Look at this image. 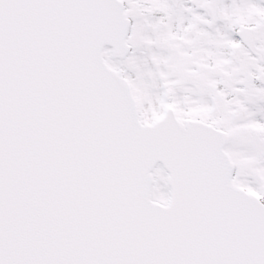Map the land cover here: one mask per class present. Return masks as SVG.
Here are the masks:
<instances>
[{
  "label": "snow or ice",
  "instance_id": "1",
  "mask_svg": "<svg viewBox=\"0 0 264 264\" xmlns=\"http://www.w3.org/2000/svg\"><path fill=\"white\" fill-rule=\"evenodd\" d=\"M0 264H264V0H0Z\"/></svg>",
  "mask_w": 264,
  "mask_h": 264
}]
</instances>
